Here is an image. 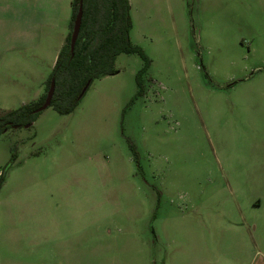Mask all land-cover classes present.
<instances>
[{"label": "rangeland", "instance_id": "374dc122", "mask_svg": "<svg viewBox=\"0 0 264 264\" xmlns=\"http://www.w3.org/2000/svg\"><path fill=\"white\" fill-rule=\"evenodd\" d=\"M128 3L143 90L120 54L0 136V264H264V0ZM70 17L0 0V113L45 92Z\"/></svg>", "mask_w": 264, "mask_h": 264}, {"label": "trees", "instance_id": "16d2710c", "mask_svg": "<svg viewBox=\"0 0 264 264\" xmlns=\"http://www.w3.org/2000/svg\"><path fill=\"white\" fill-rule=\"evenodd\" d=\"M80 1L81 25L71 56L69 42ZM129 10L128 0H71L69 31L46 80L45 92L34 102L0 113V136L14 127L31 126L37 115L34 111L43 104L52 79L54 92L50 107L62 115L71 113L85 93L81 94L85 86L87 89L95 79L116 74L113 64L120 54H136L144 62L136 75V82L143 90L141 75L146 72L149 62L129 41ZM11 164L12 161L1 170L0 186Z\"/></svg>", "mask_w": 264, "mask_h": 264}, {"label": "water", "instance_id": "95a60500", "mask_svg": "<svg viewBox=\"0 0 264 264\" xmlns=\"http://www.w3.org/2000/svg\"><path fill=\"white\" fill-rule=\"evenodd\" d=\"M81 18H82V3L80 1L79 2V7H78V10H77V14H76V16H75V18L73 20L71 36H70V42H69V48H70L71 56L73 54L75 42H76L78 34H79V29H80V25H81ZM86 87L87 86H85L83 88L81 94H83L85 92ZM53 92H54V80L52 79L50 81L49 88H48V91L46 93V98H45L43 104L38 109H36L34 111L35 114H38V113L44 111L46 108H48L50 106L51 99H52V96H53ZM25 127L27 128L28 126H25ZM14 129H17V127H14Z\"/></svg>", "mask_w": 264, "mask_h": 264}, {"label": "crops", "instance_id": "0c3cea01", "mask_svg": "<svg viewBox=\"0 0 264 264\" xmlns=\"http://www.w3.org/2000/svg\"><path fill=\"white\" fill-rule=\"evenodd\" d=\"M42 15H44V16H46L45 15V11H43V14ZM45 27V28H44ZM36 31H37V34H38V38H37V36L35 35V37L38 39V40H49V39H51V37H50V33L52 34V30H50L49 29V26H46V25H44V24H40L37 28H36ZM66 32H63V33H61V34H59L58 35V38H59V49L57 50V51H54V57H53V66H54V63H55V61H56V58H57V55H58V52H59V50H60V48H61V46H62V44H63V40H64V38H65V36H66ZM56 41V40H55ZM53 68V67H52ZM42 91H41V88L40 89H38V90H36V92L33 94V101L32 102H34V101H36L40 96H41V93ZM24 104H27V103H23L22 105H24ZM21 105V106H22Z\"/></svg>", "mask_w": 264, "mask_h": 264}]
</instances>
